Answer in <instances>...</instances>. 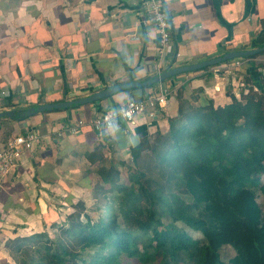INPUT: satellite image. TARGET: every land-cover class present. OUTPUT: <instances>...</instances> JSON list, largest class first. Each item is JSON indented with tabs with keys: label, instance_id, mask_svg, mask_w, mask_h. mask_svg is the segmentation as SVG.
<instances>
[{
	"label": "crops",
	"instance_id": "0c3cea01",
	"mask_svg": "<svg viewBox=\"0 0 264 264\" xmlns=\"http://www.w3.org/2000/svg\"><path fill=\"white\" fill-rule=\"evenodd\" d=\"M171 42L157 53V33L141 0H0V149L27 132L37 136L0 180V264H20L7 243L47 233L103 186L97 169L119 173L146 126L150 136L168 129L177 94L193 105L224 107L264 95V0H163ZM259 44H262L260 47ZM248 53L159 83L121 90L94 103L23 116L26 109L73 101L116 84L144 83L167 69L195 65L228 53ZM236 62H239L237 65ZM167 89L165 107L135 127L98 134L94 116L127 100ZM81 124L79 132H67ZM101 146L102 160L86 153ZM121 174V173H120ZM122 176V175H121Z\"/></svg>",
	"mask_w": 264,
	"mask_h": 264
},
{
	"label": "trees",
	"instance_id": "16d2710c",
	"mask_svg": "<svg viewBox=\"0 0 264 264\" xmlns=\"http://www.w3.org/2000/svg\"><path fill=\"white\" fill-rule=\"evenodd\" d=\"M243 100L215 108L177 94V114L167 119L165 133L152 137L146 126L136 129L140 141L130 149L129 185L120 183L115 168L97 169L104 190L93 196L110 194L113 203L104 205L103 215L93 221L77 202L54 226V239L47 233L17 238L7 243L10 253L20 264L148 263L158 257V264H171L199 246L193 264H264V213L255 197L256 191L264 195V95ZM101 149L86 153L90 163L102 160ZM161 214L173 223L163 226ZM132 222L140 231L151 229L154 251L138 250L140 231L123 228ZM223 247L234 251L226 262Z\"/></svg>",
	"mask_w": 264,
	"mask_h": 264
},
{
	"label": "built area",
	"instance_id": "2783aa9c",
	"mask_svg": "<svg viewBox=\"0 0 264 264\" xmlns=\"http://www.w3.org/2000/svg\"><path fill=\"white\" fill-rule=\"evenodd\" d=\"M141 7L146 16V23L151 25L157 33V53L161 55L171 42V23L163 0H141ZM236 64L238 65L239 62ZM170 97L171 93L167 89L151 91L140 99L127 100L116 109L94 116L90 125L98 134L117 126L135 127L142 115L148 113L151 119L155 115L154 111L165 107ZM80 125L79 123L70 127L67 132L78 133ZM35 142H37V136L32 132L18 135L7 141L0 149V180L15 168L21 153L31 150Z\"/></svg>",
	"mask_w": 264,
	"mask_h": 264
},
{
	"label": "rangeland",
	"instance_id": "374dc122",
	"mask_svg": "<svg viewBox=\"0 0 264 264\" xmlns=\"http://www.w3.org/2000/svg\"><path fill=\"white\" fill-rule=\"evenodd\" d=\"M152 137H154V134ZM129 162L130 163L127 166H131V160ZM127 166H124V168L120 170V173L122 176H120L119 180H121L120 183H125V184L129 185L130 184L129 175L132 173V170L127 169ZM260 182H261V184H264V174L262 175ZM103 190L104 189H102V188H98L94 192L99 193V192H102ZM107 197H108V199L102 200L103 198H99V199L95 200V202H92L93 204L91 205L90 209H88L89 211H87V212L89 213V216L91 217V219L93 221L105 213L106 209H105L104 205L113 204L112 199H111V195L108 194ZM255 197H256L257 204L259 205L261 211L264 213V195L260 191H256ZM116 213H118V212H116ZM65 218H64V221H65ZM160 218H161V223L163 226L170 225L173 223L172 219L167 214H161ZM64 221H62L61 223H63ZM61 223H59V224H61ZM132 223H133L132 225H125V226H123V228L126 230H129L130 232H133V233H135L136 231H140L138 229V224H136L135 222H132ZM174 224L178 227H183V225L180 223H174ZM153 226H152V228L155 227V226L154 227ZM55 230H56L55 227H53V233H52V236L50 237L51 239L55 238V235H56ZM150 230H151L150 228H146V226H144L143 229L139 233H135V239L138 242V250L143 254L145 252L148 253V252L154 251L156 249L157 244L151 240L152 236H151ZM187 231L191 235L192 238L201 241V236L198 233H195V232L188 230V229H187ZM133 237L134 236L132 235V238ZM199 253L200 252H199V246H198L196 249H194V251L191 254L188 255L187 259H184V257L181 256V257H179V259L177 261L172 262L171 264H193L195 262L196 258L198 257ZM233 255H234V251L230 247H223L220 250L221 259L225 262L230 257H232ZM144 259L145 258L143 257V260ZM159 261H160V257H158L155 262L141 263L138 260H130V261H125L124 264H158Z\"/></svg>",
	"mask_w": 264,
	"mask_h": 264
},
{
	"label": "water",
	"instance_id": "95a60500",
	"mask_svg": "<svg viewBox=\"0 0 264 264\" xmlns=\"http://www.w3.org/2000/svg\"><path fill=\"white\" fill-rule=\"evenodd\" d=\"M261 50L264 51V47H262ZM246 54H248V53H242V52L241 53H228L222 57L211 59V60L204 61V62H200V63H197L195 65L167 69V70L163 71L162 73H160L159 75H157L155 78H153L147 82H144V83L129 82V83H125V84H116V85L107 87L101 91L95 92V93H93L87 97L79 98V99H76L73 101L49 103V104L37 106L35 108L26 109L23 113V116H30L32 114L43 112V111H48V110L65 109V108H68V107H71L74 105L94 103V102H97L101 99L109 97V96L113 95L114 93L121 91V90H126V89L135 88V87H139V86H147V85L159 83V82L164 81L168 78H171L175 75L185 73L188 71H192V70H197V69H200V68L206 67V66H212V65L218 64L220 62H224V61L232 59V58L241 57V56L246 55ZM4 116H12V112L7 111V112L0 113V117H4Z\"/></svg>",
	"mask_w": 264,
	"mask_h": 264
}]
</instances>
